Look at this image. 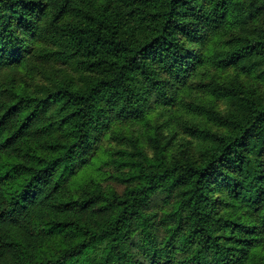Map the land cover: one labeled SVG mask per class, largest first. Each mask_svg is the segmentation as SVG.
Instances as JSON below:
<instances>
[{
  "label": "trees",
  "instance_id": "trees-1",
  "mask_svg": "<svg viewBox=\"0 0 264 264\" xmlns=\"http://www.w3.org/2000/svg\"><path fill=\"white\" fill-rule=\"evenodd\" d=\"M0 264H264V0H0Z\"/></svg>",
  "mask_w": 264,
  "mask_h": 264
}]
</instances>
